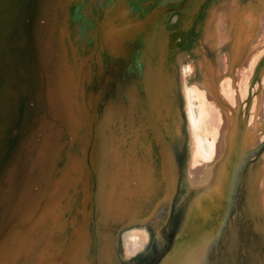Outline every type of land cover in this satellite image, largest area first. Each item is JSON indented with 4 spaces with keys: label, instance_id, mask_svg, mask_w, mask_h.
<instances>
[{
    "label": "rangeland",
    "instance_id": "1",
    "mask_svg": "<svg viewBox=\"0 0 264 264\" xmlns=\"http://www.w3.org/2000/svg\"><path fill=\"white\" fill-rule=\"evenodd\" d=\"M263 17L264 0H0V264H200L232 186L205 264H264ZM184 85L232 116L208 190ZM126 232L147 240L129 256Z\"/></svg>",
    "mask_w": 264,
    "mask_h": 264
},
{
    "label": "bare ground",
    "instance_id": "2",
    "mask_svg": "<svg viewBox=\"0 0 264 264\" xmlns=\"http://www.w3.org/2000/svg\"><path fill=\"white\" fill-rule=\"evenodd\" d=\"M254 16V15H253ZM261 26H263V30L261 31V33L262 32H264V17L262 18V24H261ZM225 27V26H224ZM223 28V27H222ZM218 31V30H217ZM222 31H224V29L223 30H221V32ZM221 32H219V33H221ZM223 34V33H222ZM264 34V33H263ZM227 35V34H226ZM224 36H225V34H224ZM264 36V35H263ZM221 39L223 40V37H221ZM214 41V40H213ZM224 41V40H223ZM222 41V42H223ZM226 41H227V39H226ZM221 44H223V43H221ZM220 45V44H219ZM221 46V45H220ZM224 57V56H223ZM249 57V56H248ZM228 58V57H227ZM222 59V58H221ZM230 59V58H229ZM231 60V59H230ZM243 60V59H242ZM244 60H245V58H244ZM251 60H252V58H251ZM202 61V60H201ZM225 61H226V58H225ZM224 61V62H225ZM247 61V60H246ZM248 61H250V60H248ZM221 62V61H220ZM224 62H223V64H224ZM232 62V61H231ZM241 62H243V61H241ZM251 62V65H252V61H250ZM250 62H249V64H250ZM203 63V62H202ZM246 63V62H245ZM248 63V62H247ZM226 64V63H225ZM242 63H240L239 64V68H240V65H241ZM243 65V64H242ZM244 65H246V64H244ZM244 65H243V67H244ZM248 65V64H247ZM250 65V66H251ZM225 66H228V65H224L223 67H224V69H226L227 70V68H225ZM230 66V65H229ZM199 68V67H198ZM219 68H222V66L221 67H219ZM181 69H183V67L181 66ZM202 69H204V68H202ZM201 69V70H202ZM213 69V68H212ZM229 69V68H228ZM222 70V69H221ZM236 70H237V68H236ZM241 70V69H240ZM244 70H245V72H246V68L244 67ZM205 71V70H204ZM227 71H229V70H227ZM226 71V72H227ZM239 71V70H238ZM242 71V70H241ZM192 72H193V70H192V68L191 67H188V66H184V73H183V81H184V83H185V79L187 78V76H189L190 78L191 77H194V76H192L193 74H192ZM201 72V71H200ZM202 72H203V70H202ZM206 72V71H205ZM222 72V71H221ZM240 72V71H239ZM218 73H220V72H218ZM235 72H233V74H234ZM216 74V73H215ZM222 74H224V73H222ZM228 74V73H227ZM236 74H238V72L236 73ZM201 75H202V73H201ZM218 75H221V74H218ZM240 75V74H239ZM239 75H238V77H239ZM242 75H243V73H242ZM208 76V75H207ZM210 76V75H209ZM214 76V75H213ZM225 76V75H224ZM234 76V75H233ZM237 76V75H236ZM188 77V78H189ZM202 78H203V75H202ZM228 78V76L225 78V80H228L227 79ZM232 78V77H231ZM237 78V77H236ZM244 78V77H243ZM209 79H211V78H209ZM216 79V78H215ZM239 79V78H238ZM189 80V79H188ZM218 80H220V79H218ZM224 80V79H223ZM224 80V81H225ZM240 80V79H239ZM244 80V79H243ZM249 80V79H248ZM210 81V80H209ZM208 81V82H209ZM231 81V80H230ZM230 81H229V83H227V81H226V84H229V85H231V83H233V82H231L230 83ZM240 81H242V80H240ZM214 82V81H213ZM218 82H220V81H218ZM221 82H223V81H221ZM248 82V81H247ZM205 83H206V81H205ZM216 83H217V81H216ZM224 83V82H223ZM236 83V82H235ZM234 83V84H235ZM207 84V83H206ZM205 84V85H206ZM225 84V83H224ZM225 84V85H226ZM220 85V84H219ZM222 85V84H221ZM239 85V84H238ZM237 85V86H238ZM241 85H242V82H241ZM240 85V86H241ZM243 85H244V83H243ZM246 85V84H245ZM244 85V87H245V89L244 90H246V86ZM196 86H198V85H196ZM195 85H193L192 87H189V88H187L186 87V85H184V93H183V95H184V97H183V99H184V105H185V112H186V114H187V116H188V119H189V124H187V125H189V129H190V131H191V133L194 135V137H193V140H194V151L192 152V156H193V160H192V162H193V164H192V172H195V175H193V173L191 172V175L192 176H190L191 177V182L193 181L194 182V184L198 187V188H200V187H204V186H207V190L209 189L208 187H211L209 184L211 183V181H212V177H211V174L213 173V167H211V169H212V173L210 174L209 172H208V168H210L209 166H211V165H213L214 166V163L216 162V161H218V160H220L221 158H223V156H224V154H226V152L224 153V149L227 147V144L229 143V141H230V134H231V130H230V128L232 129V126H233V122H232V116L231 117H229L227 114H222V115H224V117H222L223 119H221V117H220V115H221V113H220V109H221V107H220V109H219V105L216 103L217 102V99H215V96L213 97L212 96V92L210 93V91H207L208 89H205V91H202V87L199 85V87H201V89H199L198 87H196ZM217 86V85H216ZM224 86V85H223ZM233 86V85H232ZM207 87V86H206ZM227 87V86H226ZM209 88V87H208ZM228 88V87H227ZM226 88V89H227ZM238 88V87H237ZM236 87H235V90L237 89ZM221 89H222V87H221ZM225 89V88H224ZM225 89V90H226ZM223 90V89H222ZM225 90H224V92H222L221 90H219V92L221 91L222 92V97L224 98H226V99H231V101L229 100H227L228 102H231V103H233V99H234V97H235V95H233L231 92H234V88H233V91H230L231 90V88H230V90H229V93H227L228 91L226 90V95H224V93H225ZM161 91V90H160ZM239 92H240V88H239V90H238ZM218 92V93H219ZM236 92V91H235ZM214 93V92H213ZM157 94V93H156ZM161 94V93H160ZM221 94V93H220ZM237 94H239L238 92H237ZM240 95H243V94H241L240 93ZM221 97V98H222ZM243 97V96H242ZM154 98H156V97H154ZM158 98V97H157ZM160 98V97H159ZM220 98V99H221ZM219 99V98H218ZM225 99V100H226ZM236 99H238V98H236ZM264 99V98H263ZM235 100V99H234ZM242 100V99H241ZM160 101V100H159ZM224 102V101H223ZM235 102V101H234ZM231 103H229V107H231L230 106V104ZM238 103V102H237ZM240 103V102H239ZM234 104H236V103H234ZM234 104H233V106H234ZM159 105V104H158ZM237 105V104H236ZM254 105V104H253ZM257 105V104H256ZM161 106V105H160ZM233 108V107H232ZM232 108H231V110H232ZM256 109V106L254 105L253 106V109ZM223 109V108H222ZM225 109V108H224ZM223 109V110H224ZM233 109H235V108H233ZM238 109V108H237ZM160 110V109H159ZM225 110H227V109H225ZM179 111V110H178ZM222 111V110H221ZM233 111V110H232ZM255 111V110H254ZM226 112H228V111H226ZM219 113H220V115H219ZM223 113V112H222ZM236 113H237V111H236ZM259 113V112H258ZM262 113V112H261ZM226 115V116H225ZM229 115H230V113H229ZM232 115V114H231ZM263 115V114H262ZM225 117H226V122H225ZM233 118H235V117H233ZM254 118V117H253ZM252 118V119H253ZM217 119L219 120V122L217 123ZM239 119H240V117H239ZM259 119H262V117L260 116V118ZM241 120V119H240ZM249 120V119H248ZM254 120V119H253ZM253 120L251 121V122H253ZM257 120V119H256ZM234 121V120H233ZM250 121V120H249ZM162 122V121H161ZM187 122V123H188ZM220 122H221V124H220ZM247 122V121H246ZM245 122V123H246ZM164 123V122H163ZM234 123H235V121H234ZM237 123V122H236ZM250 123V122H249ZM223 124V125H222ZM239 125H240V123H238ZM251 124V123H250ZM250 124H248V125H250ZM222 125V126H221ZM246 125V124H245ZM254 125V123L252 124V126ZM257 125V124H256ZM163 126H164V124H163ZM238 126V125H237ZM235 127V126H234ZM239 127V126H238ZM249 127V126H248ZM226 129H227V131H226ZM229 129V130H228ZM239 129V128H238ZM247 129H249V128H247ZM246 129V130H247ZM254 129V127L251 129V130H253ZM168 130V129H167ZM189 131V132H190ZM229 131H230V134H229ZM234 131V130H233ZM242 131V130H241ZM254 131V130H253ZM164 132V131H163ZM238 133H239V131H238ZM247 133V132H246ZM249 133V132H248ZM247 133V134H248ZM252 133H250V135H251ZM165 135V134H164ZM249 135V136H250ZM253 135V134H252ZM238 137V136H237ZM211 138V139H210ZM239 138V137H238ZM237 138V139H238ZM241 138V137H240ZM244 138V137H243ZM236 139V138H235ZM252 140V139H251ZM250 140V141H251ZM236 141V140H235ZM238 141H240V140H238ZM254 140H252V142H251V144L252 143H254L253 142ZM237 143H239V142H237ZM241 143V142H240ZM236 145H238V144H236ZM250 145V144H249ZM248 146V145H247ZM231 147V146H230ZM237 147V146H236ZM161 148V147H160ZM238 149V148H237ZM239 150H240V148H239ZM235 151H236V149H235ZM238 151V150H237ZM234 153V152H233ZM160 154V153H159ZM232 154V153H231ZM230 154V155H231ZM234 154H236V153H234ZM240 154V153H239ZM229 155V156H230ZM240 155H242V154H240ZM239 157V156H238ZM162 158H164V157H162ZM230 158V157H229ZM192 159V158H191ZM159 161H160V159H159ZM221 162V161H220ZM229 162V161H228ZM232 162V161H231ZM237 162V161H236ZM219 164V163H218ZM231 164V163H230ZM230 167V166H229ZM217 168V167H216ZM215 169V168H214ZM228 170V169H227ZM232 170V169H231ZM229 173V172H228ZM215 174V173H214ZM225 174V173H224ZM230 174H231V172H230ZM218 175V174H217ZM227 179V178H226ZM229 179V178H228ZM214 181V180H213ZM213 183V182H212ZM225 183V182H224ZM212 185V184H211ZM228 185H229V182H228ZM216 187V186H215ZM197 189V188H196ZM225 189V188H224ZM205 191V190H204ZM200 192V191H199ZM262 216V215H261ZM139 232V231H138ZM138 232H126L124 235H123V247H124V254H125V256H129V255H132V254H134V252L136 251H139L140 249H143V245H144V243H146L147 242V240H146V234H141V233H143V232H140V233H138ZM144 233H147V232H144ZM146 241V242H145ZM200 240H197L196 241V243H198ZM195 245V244H194ZM194 245L192 244V245H188L189 246V248L191 247V248H193L194 247ZM145 247V246H144ZM123 252V251H122ZM187 254V253H186ZM175 257L173 258H171L170 260H169V262L167 263V264H188L187 262H186V257H185V253L183 254H176V255H174ZM177 256H179V257H177ZM180 258H181V260H180ZM166 263V262H165Z\"/></svg>",
    "mask_w": 264,
    "mask_h": 264
},
{
    "label": "water",
    "instance_id": "3",
    "mask_svg": "<svg viewBox=\"0 0 264 264\" xmlns=\"http://www.w3.org/2000/svg\"><path fill=\"white\" fill-rule=\"evenodd\" d=\"M230 193H233L234 195L236 194V188L235 187H231L230 188ZM228 194V195H229ZM228 195L226 194L225 197H226V201H225V207H224V212H223V215L220 219V222H219V226L216 230V234L214 236H212V238H210V240L208 242H206L201 248H200V255L202 257V261L203 263L205 262V256H206V253L207 251L210 249L211 245L213 242H215L216 240H219L221 235H222V232L224 231L225 227H226V223H227V220H228V213H229V210H230V207L232 205V200L229 201L227 199Z\"/></svg>",
    "mask_w": 264,
    "mask_h": 264
},
{
    "label": "flooded vegetation",
    "instance_id": "4",
    "mask_svg": "<svg viewBox=\"0 0 264 264\" xmlns=\"http://www.w3.org/2000/svg\"><path fill=\"white\" fill-rule=\"evenodd\" d=\"M200 253V252H199ZM182 253H180V255H181ZM177 257H179V256H177ZM174 258V257H173ZM200 264H205V262L203 263V261H202V257H201V255H200Z\"/></svg>",
    "mask_w": 264,
    "mask_h": 264
}]
</instances>
